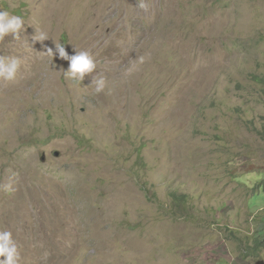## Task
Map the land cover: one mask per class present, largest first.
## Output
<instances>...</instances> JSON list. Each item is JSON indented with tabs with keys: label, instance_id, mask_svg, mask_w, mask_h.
I'll list each match as a JSON object with an SVG mask.
<instances>
[{
	"label": "rangeland",
	"instance_id": "obj_1",
	"mask_svg": "<svg viewBox=\"0 0 264 264\" xmlns=\"http://www.w3.org/2000/svg\"><path fill=\"white\" fill-rule=\"evenodd\" d=\"M137 3L0 0L25 21L0 41L23 61L0 79V231L20 264H264V0Z\"/></svg>",
	"mask_w": 264,
	"mask_h": 264
},
{
	"label": "clouds",
	"instance_id": "obj_2",
	"mask_svg": "<svg viewBox=\"0 0 264 264\" xmlns=\"http://www.w3.org/2000/svg\"><path fill=\"white\" fill-rule=\"evenodd\" d=\"M137 7L145 12L148 11L146 0H138ZM25 30V21L21 16L14 15L7 10H0V41L6 36L11 35L14 40L21 39L20 33ZM32 44L40 42L43 45L45 40L50 39L44 31L35 30V34L31 37ZM54 42L55 48L44 46L45 54L58 57L62 60L69 61V66L65 75L83 81L86 74H92L96 68V63L87 51H78L74 49V54L69 55L63 43ZM22 59L19 56H10L0 54V79L6 82L16 80L17 73L20 69ZM91 85H94V92L99 94L105 89V80L101 78H91ZM18 173H12L9 182L0 186L3 191L11 193L15 191V181L13 177ZM21 249L18 242L13 238V234L9 230L0 231V264H20Z\"/></svg>",
	"mask_w": 264,
	"mask_h": 264
},
{
	"label": "trees",
	"instance_id": "obj_3",
	"mask_svg": "<svg viewBox=\"0 0 264 264\" xmlns=\"http://www.w3.org/2000/svg\"><path fill=\"white\" fill-rule=\"evenodd\" d=\"M262 240H264V237H263V239H262ZM258 244H259V245H261V241H259V242H258Z\"/></svg>",
	"mask_w": 264,
	"mask_h": 264
},
{
	"label": "water",
	"instance_id": "obj_4",
	"mask_svg": "<svg viewBox=\"0 0 264 264\" xmlns=\"http://www.w3.org/2000/svg\"><path fill=\"white\" fill-rule=\"evenodd\" d=\"M56 156H57V154H56Z\"/></svg>",
	"mask_w": 264,
	"mask_h": 264
}]
</instances>
